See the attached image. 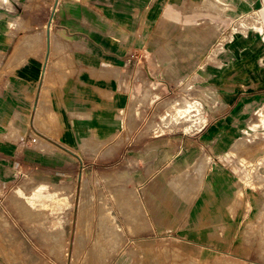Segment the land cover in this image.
<instances>
[{"label": "crops", "instance_id": "crops-1", "mask_svg": "<svg viewBox=\"0 0 264 264\" xmlns=\"http://www.w3.org/2000/svg\"><path fill=\"white\" fill-rule=\"evenodd\" d=\"M261 5L264 0H0V188L19 180L65 188L72 197L71 223L64 226L71 259L75 250L77 260L84 257L82 245L100 244L114 246L109 264L221 258L264 264L243 254L242 223L252 210L240 204V177L226 167L248 109L264 106V39L255 31L262 25L236 34L216 65L203 64L224 29L204 21L223 22L227 12L234 19ZM198 68L211 104L198 130L180 139L133 132L122 147L128 154L120 172L83 178L88 160L77 150L84 140L106 141L123 128L130 84L140 73L171 83ZM83 181L92 182L89 189L101 182L106 197L118 193L120 204L111 198L81 210ZM30 243L43 244V237ZM12 261L0 253V264Z\"/></svg>", "mask_w": 264, "mask_h": 264}, {"label": "rangeland", "instance_id": "rangeland-1", "mask_svg": "<svg viewBox=\"0 0 264 264\" xmlns=\"http://www.w3.org/2000/svg\"><path fill=\"white\" fill-rule=\"evenodd\" d=\"M225 16L223 22L204 21L217 26L224 25L223 31L203 62L207 66L209 62L217 64L219 51L226 47L225 44L232 42L236 34L255 30L250 24L253 19L261 22L262 30L255 31L264 39V5L234 19L227 18L230 17L228 12ZM203 68H198L187 78H180L171 83H166L163 78H156L146 71L140 73L130 84L132 101L123 128L106 141L93 138L84 140L77 150L78 154L88 160L83 170V178L88 177L87 173L120 172L119 163L122 157L128 154L122 147L132 138L133 132L138 134L139 138L171 135L180 139V135L185 137L186 134L188 136L198 130L206 121V117H202L206 104L211 105L205 99L210 91H207L204 85ZM244 122L240 137L233 144L232 151L227 154L226 158L231 163L226 167L240 177V204L246 205L247 210H252L242 223L240 241H243L246 248L243 254L253 257L256 254V257L264 262V106L258 104L254 109L250 107ZM91 183L82 182L84 191L81 190L80 197L77 198L81 210L92 205L103 206L108 204L111 198L115 204H120L118 193L114 195L110 192L112 197H106L102 185L100 186L101 182L99 184L98 181H93L95 189L94 186L89 189L88 185ZM109 184L110 182H107L108 188H111ZM115 184L113 185L116 186ZM0 193L3 196L0 198V253L12 259V264H109L112 250H115L114 246L109 245L93 244L89 248L82 245L81 249L86 251L84 257L77 260L75 250L71 259L72 246L64 226L71 223L68 208L72 197L65 188L45 184L38 186L30 180H19L12 182L8 188L1 187ZM246 194L250 195L251 202ZM5 206L13 213H8ZM84 215L88 216V213H83L82 216ZM16 219L24 228H15ZM17 236L28 242L19 243ZM41 237L43 244L30 243L40 242ZM181 264L249 263L221 258L211 262L192 260Z\"/></svg>", "mask_w": 264, "mask_h": 264}, {"label": "bare ground", "instance_id": "bare-ground-1", "mask_svg": "<svg viewBox=\"0 0 264 264\" xmlns=\"http://www.w3.org/2000/svg\"><path fill=\"white\" fill-rule=\"evenodd\" d=\"M250 24L252 25V26H255L256 25V27L257 28H260V21L259 20H256V19H253L252 21H250ZM177 104V103H176ZM173 107V106H172Z\"/></svg>", "mask_w": 264, "mask_h": 264}, {"label": "built area", "instance_id": "built-area-1", "mask_svg": "<svg viewBox=\"0 0 264 264\" xmlns=\"http://www.w3.org/2000/svg\"><path fill=\"white\" fill-rule=\"evenodd\" d=\"M29 141L31 143H35L37 141V137L36 136H31V138L29 139Z\"/></svg>", "mask_w": 264, "mask_h": 264}]
</instances>
